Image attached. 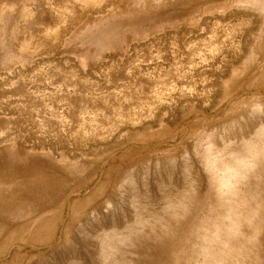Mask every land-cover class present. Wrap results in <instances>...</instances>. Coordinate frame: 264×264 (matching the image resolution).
<instances>
[{
  "label": "rangeland",
  "instance_id": "obj_1",
  "mask_svg": "<svg viewBox=\"0 0 264 264\" xmlns=\"http://www.w3.org/2000/svg\"><path fill=\"white\" fill-rule=\"evenodd\" d=\"M0 264H264V0H0Z\"/></svg>",
  "mask_w": 264,
  "mask_h": 264
}]
</instances>
